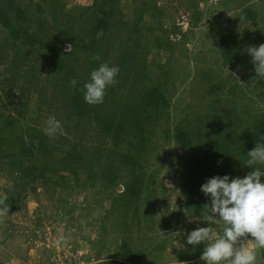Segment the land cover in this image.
Returning <instances> with one entry per match:
<instances>
[{"label":"rangeland","instance_id":"rangeland-1","mask_svg":"<svg viewBox=\"0 0 264 264\" xmlns=\"http://www.w3.org/2000/svg\"><path fill=\"white\" fill-rule=\"evenodd\" d=\"M13 2L34 17V29L43 27L38 35L55 44L62 64L51 68L43 50L16 46L0 27V207L9 209L0 216V264H119L125 251L132 252L131 264H204V245L193 248L186 239L212 224L204 208L210 200L200 191L206 169L191 163L174 129L182 125L191 139L206 131L219 148L223 131L237 130L227 125L242 118L228 115L229 107L264 120V97L258 96L263 89L254 88L264 77L255 78L246 51L264 44V0ZM103 3L104 11H112L104 20L107 30L97 28ZM224 38L235 41L238 54L228 64ZM97 55L101 61L94 60ZM102 62L119 66V82L107 89V100L93 105L101 106V119L77 118L65 100L77 89L70 80L77 79L81 89ZM136 80L163 86L169 107L143 135L148 142L142 165L131 167L121 153L132 151L106 127ZM218 84L222 91L210 95ZM49 116L62 130L46 135V157L30 170L35 156L21 154L20 137L45 133ZM230 143H222L227 150L223 164L215 165L218 175L244 177L252 169L243 168L247 159L235 150L228 153ZM73 148L82 163L68 155ZM137 177L140 188L130 195ZM212 226L222 234V225ZM257 264H264V249L257 250Z\"/></svg>","mask_w":264,"mask_h":264},{"label":"trees","instance_id":"trees-1","mask_svg":"<svg viewBox=\"0 0 264 264\" xmlns=\"http://www.w3.org/2000/svg\"><path fill=\"white\" fill-rule=\"evenodd\" d=\"M3 4H5V7H0V27L12 36L15 45L17 46L18 42H22V44L27 47H38V49L44 51L45 58L51 60V68L54 69V67L57 66L61 68L60 65L62 64V60H60L59 55L56 53L55 44L50 39L38 35V33H42L43 27L37 24V29H34V17L30 15L24 7L16 5L13 0H4ZM100 12L102 16L98 19L97 28L99 29L102 27L104 30H107L106 21L104 20L110 18L112 11H104L103 3ZM223 42V63L228 64L234 62L238 55L237 51L234 50L235 41L232 39L226 41L224 38ZM69 55L71 54H63L65 57ZM164 73L167 75L166 71ZM137 80L136 84H131L122 109H119L115 114L108 116L110 121L109 125L106 127L108 133L113 135L116 142L118 139V142L120 140L119 143H126V146L132 151L131 153H121L123 162H126V164L131 167H140L142 165V153L147 149L146 145L148 142L146 136L143 137V135L146 134L149 125L155 123V120L159 118V113L162 108L168 109L169 107L163 86V88L159 85L148 86L150 84L143 83V80L139 83ZM250 81L252 82L254 80ZM234 86L236 88L238 85L235 84ZM259 87H262L263 92L258 96L264 97V80H256L254 88L258 89ZM82 88L83 87H81V89ZM235 88L229 91L231 96L236 95ZM81 89L78 87L75 91L70 93L69 97H64L66 102H69L67 108H70L71 112L75 113L77 118H84L86 115L94 114L95 120L101 119V106H98V108L95 109L93 105L87 104L84 101ZM221 89V85H213L209 94H217ZM222 98L223 95L219 97L218 102H222ZM105 100H107L106 97ZM244 102L248 104V102ZM227 103H229V101H227ZM230 104L231 103H229V105ZM229 109L230 113L228 115L235 114L236 116L237 114V116L242 118L237 124L233 123L235 122L233 120H236V118H230L231 116H228V119L233 122L229 123L227 127L233 125L237 130L234 131V129L231 130L229 128L230 130L223 131L221 136L222 142L220 143L223 147H215L210 141L211 137L206 131L203 133L200 132L195 135V138L191 139L189 133L181 127L182 125H178L174 129L176 142L181 147L189 149V158L194 166L198 167V169H206L207 179L218 175L217 167L215 165L223 164L220 159L224 157V152L227 150L224 144H222L223 142L225 143L226 140L231 142L227 145L228 153L229 150L230 152L235 150V154H238V156L243 159H247L246 155L255 147L256 141L264 143V120L259 121V116L257 115L248 116L241 108L236 109L235 106H231ZM181 122L182 121L177 124H180ZM7 124H9V122H7L6 125ZM1 139L2 138H0V145L2 144ZM47 142V136L43 132L36 135L32 131L25 138L20 137L19 151L21 154L26 156L27 152H30L32 158L35 156V159H33L34 163L30 170L35 168V162H39V157H46V154L42 151L46 148L48 144ZM202 144H204L202 149H205V152L200 151L201 147H199V145L202 146ZM77 154L78 152L74 148L68 153V155H71L72 158H74V161L76 160L77 163H82V159L77 156ZM238 163L242 165L239 160ZM243 168L246 169L245 166ZM235 171L236 170L234 169V172ZM208 174H210V176H208ZM109 175L112 176V173H109ZM241 178H243L242 173ZM112 182H114L113 179ZM140 184L141 179L139 177L130 183V186L128 187L130 195H133V192L139 190ZM7 195L9 196L7 201H9L12 198V195L10 192H8ZM4 201H6V199ZM119 259V264H131L130 262L133 261L132 252L125 251L119 256L118 260Z\"/></svg>","mask_w":264,"mask_h":264},{"label":"clouds","instance_id":"clouds-1","mask_svg":"<svg viewBox=\"0 0 264 264\" xmlns=\"http://www.w3.org/2000/svg\"><path fill=\"white\" fill-rule=\"evenodd\" d=\"M246 51L254 66L255 78L264 77V44L248 47ZM94 60L101 61V57L97 55ZM119 72L118 65L100 63L91 71L89 81L83 84L84 101L89 105L102 104L107 89L118 84ZM70 85L78 88L79 81L73 78ZM61 130V122L49 116L45 134L54 137ZM246 156L243 166L252 171L243 178L217 175L201 185L200 191L210 200V206L206 204L204 208L210 213L207 219L212 224L192 230L187 234L186 243L193 248L204 245L200 256L204 264H257V250L264 249V182L261 180L264 177V143L256 141ZM8 211L7 207H0V216L7 215ZM217 224L222 225L220 235L212 226Z\"/></svg>","mask_w":264,"mask_h":264}]
</instances>
